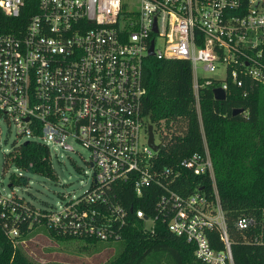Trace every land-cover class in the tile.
<instances>
[{
	"label": "built area",
	"instance_id": "1",
	"mask_svg": "<svg viewBox=\"0 0 264 264\" xmlns=\"http://www.w3.org/2000/svg\"><path fill=\"white\" fill-rule=\"evenodd\" d=\"M26 12L27 0H0V120L48 152L52 144L73 153L68 141L82 147L93 176L89 190L59 212L0 193L2 211L16 223L30 219V226L98 242L119 241L131 218L146 230L161 221L200 262L233 264L205 141L203 153L179 169L157 168L142 115V68L151 42L157 60L188 61L198 114L203 87L215 85L225 98L232 88L242 89L243 99L264 95V0H139L130 12L122 0H36L34 12ZM183 170L209 175L211 202L201 190L182 196L171 189ZM153 188L162 191L154 215L122 204L129 191L142 199ZM253 224L243 218L236 226ZM213 229L221 250L208 239ZM8 236L20 237L18 228Z\"/></svg>",
	"mask_w": 264,
	"mask_h": 264
},
{
	"label": "trees",
	"instance_id": "2",
	"mask_svg": "<svg viewBox=\"0 0 264 264\" xmlns=\"http://www.w3.org/2000/svg\"><path fill=\"white\" fill-rule=\"evenodd\" d=\"M35 6L36 0H27L26 13L32 14ZM141 78L146 91L142 115L159 138L157 168L179 169L180 162L203 153L205 141L233 264H264V95L249 92V97L243 99L242 89L232 88L226 100L219 102L213 97L215 85L203 87L199 89L198 114L188 61L148 57L143 62ZM235 109H242L243 114L234 116ZM9 163L24 172L55 179L48 149L39 143L15 145L5 159V166ZM13 184L24 186L27 179L12 177L11 187ZM171 189L182 196L201 190L208 201L214 199L212 180L207 173L195 176L183 170ZM161 192L153 188L148 197L136 199L131 190L122 204L134 211L140 209L149 217L156 213V200ZM243 218L254 221L245 231L236 226ZM13 226L20 236H25L36 224L30 226V219L16 223L7 210L3 212L0 208V264H36L15 247L18 238H9ZM47 230L56 241L84 240L87 245L98 242ZM207 236L214 249L223 248L216 229L208 231ZM118 242L121 250L108 264H204L195 258L194 248L170 233L161 221L146 230L142 220L131 218Z\"/></svg>",
	"mask_w": 264,
	"mask_h": 264
},
{
	"label": "rangeland",
	"instance_id": "3",
	"mask_svg": "<svg viewBox=\"0 0 264 264\" xmlns=\"http://www.w3.org/2000/svg\"><path fill=\"white\" fill-rule=\"evenodd\" d=\"M123 11H136L139 0H122ZM160 41L157 40L158 48ZM214 77L215 75L209 74ZM155 143H159L157 134ZM27 140L17 135L13 123L0 120V193L7 197L17 196L28 207L42 211H61L73 199L84 195L90 188L93 169L89 165V153L68 141L73 153L65 152L49 144L50 163L55 179L32 174L18 169L13 163L5 166V159L16 145ZM27 179L26 185L11 184V178ZM28 203V204H27ZM15 247L20 249L30 262L36 264H108L120 252V242H97L87 245L84 240L56 241L44 225L36 224L25 236L18 237Z\"/></svg>",
	"mask_w": 264,
	"mask_h": 264
},
{
	"label": "water",
	"instance_id": "4",
	"mask_svg": "<svg viewBox=\"0 0 264 264\" xmlns=\"http://www.w3.org/2000/svg\"><path fill=\"white\" fill-rule=\"evenodd\" d=\"M153 31L156 32L155 25L153 27ZM153 55H154L153 54V42H151L150 47H149V50H148V57H153ZM213 97H214V99L216 101H219V102H223L226 99L224 92L221 89H219V88L213 89ZM240 114H243V110L242 109H235V110H233V115L234 116L240 115ZM153 129L154 128H153L152 125H149L148 126L149 146L156 153L159 150V146L154 143V133H153ZM9 187H11V185H9Z\"/></svg>",
	"mask_w": 264,
	"mask_h": 264
}]
</instances>
